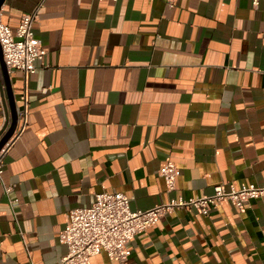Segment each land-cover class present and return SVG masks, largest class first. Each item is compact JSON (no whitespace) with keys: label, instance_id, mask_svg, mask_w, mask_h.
Returning <instances> with one entry per match:
<instances>
[{"label":"crops","instance_id":"0c3cea01","mask_svg":"<svg viewBox=\"0 0 264 264\" xmlns=\"http://www.w3.org/2000/svg\"><path fill=\"white\" fill-rule=\"evenodd\" d=\"M26 12L47 53L35 73L9 72L0 264H57L67 213L99 192L146 210L264 182V0H4L0 22L16 29ZM11 115L0 64V130ZM128 249L89 264H264V196L176 209Z\"/></svg>","mask_w":264,"mask_h":264},{"label":"built area","instance_id":"2783aa9c","mask_svg":"<svg viewBox=\"0 0 264 264\" xmlns=\"http://www.w3.org/2000/svg\"><path fill=\"white\" fill-rule=\"evenodd\" d=\"M167 2L172 7L177 0ZM258 3L259 0H253L255 6ZM37 18V12L23 13L16 29L0 22V43L9 72L18 70L25 75L35 73L36 61L44 60L47 50L34 28ZM23 98L26 99V96ZM2 173L3 163L0 158V178ZM159 173L165 180L167 191L175 190L178 175L175 163L168 160ZM262 196L264 182H251L241 188H226L221 183L214 187V192L210 195H172L167 201L152 208L133 210L130 206L132 197L128 194L120 191L99 192L91 206L75 208L67 213L66 224L59 239L67 245L68 252L57 264H89L92 256L103 251L110 258L124 263L128 259V244L131 239L156 225L166 213L187 208L209 215L225 199L243 209L249 200Z\"/></svg>","mask_w":264,"mask_h":264},{"label":"water","instance_id":"95a60500","mask_svg":"<svg viewBox=\"0 0 264 264\" xmlns=\"http://www.w3.org/2000/svg\"><path fill=\"white\" fill-rule=\"evenodd\" d=\"M3 2L4 0H0V9H1ZM0 64H1L3 74H4L7 94H8V98H9L10 105H11V111H12L11 120L7 121V123L4 124V126L0 130V152H1L5 148V146L9 143L12 136L15 134L16 129H17V124H18V114L15 110V107H16L15 98H14L11 82L9 79V70L4 60L1 43H0Z\"/></svg>","mask_w":264,"mask_h":264}]
</instances>
